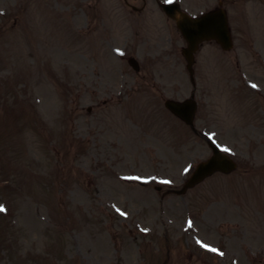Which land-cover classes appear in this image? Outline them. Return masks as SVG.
Wrapping results in <instances>:
<instances>
[{
  "label": "rangeland",
  "instance_id": "rangeland-1",
  "mask_svg": "<svg viewBox=\"0 0 264 264\" xmlns=\"http://www.w3.org/2000/svg\"><path fill=\"white\" fill-rule=\"evenodd\" d=\"M222 5L233 46L194 72L237 168L175 195L211 153L163 104L192 88L175 24L151 0H0V264H264V0Z\"/></svg>",
  "mask_w": 264,
  "mask_h": 264
},
{
  "label": "water",
  "instance_id": "water-1",
  "mask_svg": "<svg viewBox=\"0 0 264 264\" xmlns=\"http://www.w3.org/2000/svg\"><path fill=\"white\" fill-rule=\"evenodd\" d=\"M165 10L175 16L177 14V27L180 29L187 45L182 48V53L187 60V68L192 63V53L197 47V43L204 38L216 37L223 48L230 47L229 33L226 26L225 15L221 10L209 12L201 17L192 18L182 13L172 4L165 6ZM171 12V13H170ZM165 106L172 112L180 116L185 122L190 123L192 118L193 104L189 99L182 102L166 100ZM213 155L207 161L201 162L196 168V172L185 182L181 190L183 192L187 187L202 179L216 169L229 171L234 164L223 153L217 151L212 146Z\"/></svg>",
  "mask_w": 264,
  "mask_h": 264
},
{
  "label": "flooded vegetation",
  "instance_id": "flooded-vegetation-1",
  "mask_svg": "<svg viewBox=\"0 0 264 264\" xmlns=\"http://www.w3.org/2000/svg\"><path fill=\"white\" fill-rule=\"evenodd\" d=\"M156 6H158L159 5V0H151ZM222 3H223V0H220L219 1V3H218V7L219 6H221L222 5ZM125 5L129 8V11L130 12H132V13H142L143 12V10L145 9V8H147L148 7V0H139V3L138 4H133V3H131L129 0H125ZM217 7V6H216ZM215 8V7H214ZM232 81V80H231ZM232 86L233 87H238V86H240V90H241V92H242V90L245 88L244 87V85L240 82V80H239V83H238V86L236 85V84H232ZM247 90V89H246ZM239 90H235V92H238ZM241 92H239V94L241 93ZM247 92L249 93L250 91L249 90H247ZM194 94L197 96V91H194ZM234 96H237V95H234ZM252 97V96H251ZM253 98V97H252ZM199 99V100H198ZM198 101H197V109H196V113H195V117H197V122L198 121H200V120H203V118H202V116H201V113H200V108H203V107H201L200 106V101L201 102H205V100L203 99L202 100V98L201 97H198ZM253 101H257V99H255V98H253L252 99ZM252 105L254 106L255 105V102H252ZM260 107L262 108V110H261V113L262 114H264V105H260ZM259 109V108H258ZM212 114H213V116H215V118L217 117V116H219V114H220V112L219 111H213L212 112ZM203 116H208V114L207 113H205ZM234 122V121H233ZM204 124H205V122H204ZM205 126V128H208V126L207 125H204ZM252 126V125H251ZM246 127H241V126H239V128H235V129H239V130H243V129H245ZM250 129H252V128H250ZM192 131H193V133H194V135H198V136H200L201 137V133L198 131V129L194 126V128L192 129ZM244 136V135H243Z\"/></svg>",
  "mask_w": 264,
  "mask_h": 264
},
{
  "label": "snow or ice",
  "instance_id": "snow-or-ice-1",
  "mask_svg": "<svg viewBox=\"0 0 264 264\" xmlns=\"http://www.w3.org/2000/svg\"><path fill=\"white\" fill-rule=\"evenodd\" d=\"M169 2H170V0H169ZM253 87H255V85H253ZM225 151H227V149H225ZM4 209H3V207L2 206H0V211H3ZM190 226H191V222H190ZM212 251H216L215 249H212Z\"/></svg>",
  "mask_w": 264,
  "mask_h": 264
}]
</instances>
